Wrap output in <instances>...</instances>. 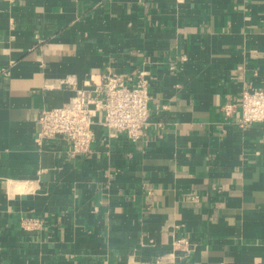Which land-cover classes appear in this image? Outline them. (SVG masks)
I'll return each mask as SVG.
<instances>
[{
    "label": "crops",
    "instance_id": "0c3cea01",
    "mask_svg": "<svg viewBox=\"0 0 264 264\" xmlns=\"http://www.w3.org/2000/svg\"><path fill=\"white\" fill-rule=\"evenodd\" d=\"M141 69L136 142L96 124L86 156L36 144L41 109ZM245 88L264 90V0H0V264H152L180 236L190 254L164 264H264V121L237 124Z\"/></svg>",
    "mask_w": 264,
    "mask_h": 264
},
{
    "label": "built area",
    "instance_id": "2783aa9c",
    "mask_svg": "<svg viewBox=\"0 0 264 264\" xmlns=\"http://www.w3.org/2000/svg\"><path fill=\"white\" fill-rule=\"evenodd\" d=\"M173 68L175 64L170 66ZM125 80L122 74L106 70L97 79L90 76L85 81L87 87L74 88L66 103L41 109L34 137L36 144L40 146L52 140L64 147L68 158L86 156L91 153L96 124L123 133L131 142H136L141 131L150 126L147 71L138 70L129 84ZM63 82L73 83L68 79ZM238 105L241 114L237 124L240 127L264 121V90L243 89ZM233 106L229 102L224 104L226 116L231 115ZM190 252L191 242L187 236L173 237L170 254L158 255L151 263L164 264L171 255L187 257Z\"/></svg>",
    "mask_w": 264,
    "mask_h": 264
}]
</instances>
